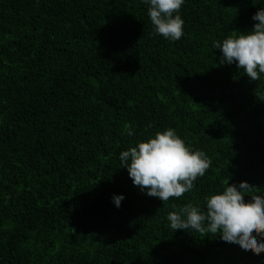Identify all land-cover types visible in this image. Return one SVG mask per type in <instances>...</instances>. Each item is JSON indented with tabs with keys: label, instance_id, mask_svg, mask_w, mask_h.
Segmentation results:
<instances>
[{
	"label": "trees",
	"instance_id": "trees-1",
	"mask_svg": "<svg viewBox=\"0 0 264 264\" xmlns=\"http://www.w3.org/2000/svg\"><path fill=\"white\" fill-rule=\"evenodd\" d=\"M261 6L185 0L169 41L142 0H0V264H264L166 220L227 182L264 198V76L220 65L212 47ZM167 128L211 164L161 202L118 156Z\"/></svg>",
	"mask_w": 264,
	"mask_h": 264
},
{
	"label": "clouds",
	"instance_id": "clouds-1",
	"mask_svg": "<svg viewBox=\"0 0 264 264\" xmlns=\"http://www.w3.org/2000/svg\"><path fill=\"white\" fill-rule=\"evenodd\" d=\"M152 34L169 41L184 35L180 9L185 0H142ZM250 30H234L222 41H214L219 49L220 65H235L250 81L264 76V6L251 17ZM121 168L126 169L133 186L161 202L180 198L190 192L198 177H203L211 161L198 149L186 146L175 129L158 131L119 153ZM246 181L228 183L221 190L204 197L203 204H185L170 211L166 220L173 232L207 233L218 236L227 245L244 254L264 253V198ZM245 196L251 197L245 201ZM123 194L111 200L119 208Z\"/></svg>",
	"mask_w": 264,
	"mask_h": 264
}]
</instances>
